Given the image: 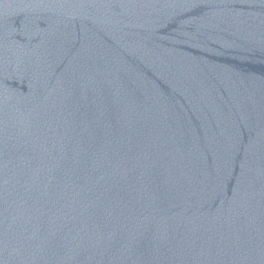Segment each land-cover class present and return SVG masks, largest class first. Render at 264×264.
I'll return each mask as SVG.
<instances>
[{
	"label": "water",
	"instance_id": "1",
	"mask_svg": "<svg viewBox=\"0 0 264 264\" xmlns=\"http://www.w3.org/2000/svg\"><path fill=\"white\" fill-rule=\"evenodd\" d=\"M0 264H264V0H0Z\"/></svg>",
	"mask_w": 264,
	"mask_h": 264
}]
</instances>
